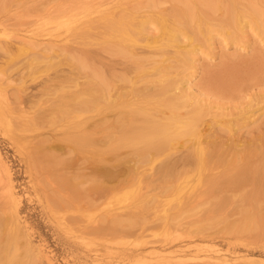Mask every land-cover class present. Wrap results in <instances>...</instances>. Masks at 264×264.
I'll return each instance as SVG.
<instances>
[{
    "label": "bare ground",
    "instance_id": "6f19581e",
    "mask_svg": "<svg viewBox=\"0 0 264 264\" xmlns=\"http://www.w3.org/2000/svg\"><path fill=\"white\" fill-rule=\"evenodd\" d=\"M51 1H52L51 3H53L54 0H51ZM65 1H63L61 5H58V9L53 11L49 7L50 2L49 3L45 2V4L43 2L44 7H42V3L40 2V0L38 1L34 0L33 2L41 3L40 4L41 8H38L36 6L37 8L36 7L35 9L33 8L34 13H31V14H25L24 13L25 11L23 12L19 10V8H17L18 10L14 9L16 12L14 11L13 13H12L11 7L5 8V9L1 7L2 10L0 9V14L2 13V11L6 13V14L4 13L5 15L4 17H6V15L13 17L14 15V18H11V17L10 18L16 19L17 21L16 20L15 21H16V24L18 25H22L23 24L22 22L25 21L26 19L28 21V18L31 17L32 15L34 17L32 16L30 19L35 18L33 22L29 20V22H31L32 25H29V27L27 26V28L25 27L26 29L23 33H21V30L16 31L18 32L16 34L9 32L10 34L2 35V33H0V36L3 37V38H0V47L3 49L2 51L7 50V54L10 52V50H17V53L18 51L26 52V53H29V52L33 53V55L29 53L30 56L27 55V57H25L24 63L25 64L27 63V60H26L27 58L28 59L27 65L29 68L31 65H32L31 68H35L36 65L34 64V61L36 60L37 62L38 58L39 59H43V58L49 59L54 56H57L55 59H58V56H60L59 58L60 60L62 59L65 62L66 61L69 62V69L66 72L69 75H66L65 73L63 76L57 75L59 73L56 74L57 76H59L57 78L58 84L60 85L59 90H61L63 87H66V88L70 87L69 91H67L64 95H59V96L57 95L56 97H54V99L52 100L54 103L52 106L50 105L51 107H49L48 109L46 107V109L42 108V111L39 110L36 112L33 111L34 108H38L36 107L38 105H34V104H37V102L35 103L36 99H34V101L33 99L32 101L31 99L29 100V102L31 101V104L34 103L32 104L33 107L35 106L34 108L31 105L29 109H27L28 107H24L25 105L23 103L26 100L23 97L25 96V94L23 93L27 90V89H24L25 88L24 86H27V85L24 84L23 81L20 83L19 82L15 83V84L9 83L6 79L8 76H6V78L2 77L3 76L2 74L4 73V71L7 70L6 68L4 70V67L6 65L2 67L1 66L2 62L0 64V67H2V71H3L2 73L0 69V128L4 129L5 133L10 136V139H13L15 141V143L17 144L19 148L25 149L27 151L28 158L32 166H34L32 162L37 161L39 157L40 159H44L43 161H45L46 159H49L47 156H45V153L48 148V145H46V142L48 143L49 140L52 142V140L50 139L52 137L49 138L47 136H43L42 134H37L36 136L31 138V137L26 136L24 132L27 131V129L39 128L42 126V124L46 122L49 123L50 125L57 124L58 122H60V124H63V123L65 124L64 126L65 130L62 128V126L60 127L61 129H63V133L61 135H57L55 137V141L61 142V143H68L69 146L71 143L72 147L68 148L70 152L72 148H78V149L82 148L83 151H86L87 153V149H85V147L88 145L89 146L88 153L90 154V157H91V158L87 157L88 164L93 162L92 158L95 159L97 154L105 155L106 153L103 150V147L107 144V143H104L106 140H103V142L100 143L103 137H96V135L99 132L104 133L106 131V129L108 128V125H107L108 118L106 119L105 116L104 118L103 117L94 118L96 117L95 115L86 116V114L87 112H96L95 111L96 109H98L97 112L99 113L100 110L98 106L100 105V103L102 104L100 95L98 94V92L97 94L99 96L96 93H94L92 86L93 87H95L96 85L98 87L100 86L99 88L102 91H105V93L104 92L103 93L107 95L109 93V92L107 93L108 89L110 91V88H111V82L110 81L108 82L107 80L108 78L104 77L103 72L100 71V69L99 70L93 69L92 71L93 73H88V71L81 72L80 71L81 69L83 70L92 65L93 57L90 58L88 56H84L86 54L82 55L84 52L80 54L82 50L79 51L77 50L78 46H77V49L75 48V45L73 46V43L75 44L76 42L75 40H77L78 37L82 39V41L83 39L84 41L87 40V43H89V40L90 39L92 40L93 38L92 36L94 35L93 33H91L94 30L91 31L90 29H94L97 27L100 28V26L103 27V29L105 28L106 33L104 32L103 36L104 34H106L110 38L113 39V42L111 41L112 46L109 45L110 48L112 49V52H113V48L117 52L122 51V53L129 51L127 49L131 48L132 54L136 53V51L133 52V49L136 47H139L143 43H144L143 46L147 45L151 47L150 45L155 39V37H153L154 35H149L147 33L145 34L144 32L145 19L147 20L148 17H149L148 21H150V18L153 19L154 17L153 21L152 20L151 21L156 22L155 24L154 23L153 24L157 25L155 27L160 31L161 41L165 42V44L167 45H172L177 48L180 47V44L178 45V40H179L181 32L182 33L187 32L185 30L186 27H184V24H185L184 21H186V19H188V22H189L190 19H191L190 21L192 20L194 21V19L197 18L199 25H198V30H197V26H195L196 30L200 32V34H203V33L207 34V36L209 37V35L211 34V31L213 30V27H212L213 24L210 18H208L209 11L217 12L219 10L221 11V9H224L222 10V13H221L222 15L220 14L222 16L221 19L223 18L228 22L230 20L229 18H231L232 22L234 23L233 24L234 27L239 30H242L246 27L245 23L247 21L249 24L253 23L258 28H262V30L264 29V0H229L230 2L228 5L229 6L228 10L226 8L227 6L226 7L224 6L225 5L224 1L226 0H71L69 2L68 1L65 2ZM166 3L173 4L176 7V9H174L172 12L169 11L171 12L169 13L167 11V8L165 9L163 8ZM174 3H179V5H175ZM30 4L32 5V3ZM240 5L242 6V10H241ZM203 6H206V8H202ZM33 9L30 11H33ZM26 12L28 13V11ZM253 13L258 15L259 17L257 16L255 17ZM203 20L204 21L207 20L206 23H208L206 24V26L207 25L208 26L205 29L201 25V24H204ZM4 21H5V18H4ZM4 21L2 20V17L0 16V24L3 25ZM9 25H12V24H9ZM6 26H8V24ZM206 30L208 31L206 32ZM221 31H224V30H221ZM155 34H157V32ZM89 35H91L90 36L91 38L88 37ZM211 37L213 38V36L210 35V38ZM80 39H79V43L82 44L80 42ZM99 39L103 41L102 36ZM84 41H83V44H85ZM104 41H106V37L104 38ZM154 43L156 42H153V44ZM83 44L82 46L84 47ZM97 45L99 46L101 44L98 43ZM103 46L102 48L104 49L105 44ZM191 46H193L192 43H191ZM89 47H90V44H88V48ZM91 47H92V43H91ZM85 48L87 47L85 46ZM181 50L182 49L177 51L179 60H183L186 58V55L180 52ZM75 51L79 53H76ZM34 56L36 57L34 58ZM11 59L13 58L11 57ZM185 60H188V59L186 58ZM135 63H136V66H138L139 68L141 67V64L139 61H136ZM29 68H27V70ZM36 68L38 69L37 66ZM143 69H145L144 65H143ZM149 70L151 71H148L145 69V71L143 70L142 72H146V73L148 72L147 75L151 74L154 76H158L160 82L161 81L165 82L163 83L164 85L162 86L161 91L164 92L162 94H166L169 91L175 94V96H173V99H171V101L175 100L174 103L172 102V104H169L170 103L169 101H168L169 103H167L168 104L167 106H169L170 108L171 114L167 118H164L163 116H159L160 117L159 118L158 117L159 114L156 115L157 117L155 116V114L153 116H150L151 112L148 113L144 109V106H142V102L144 100L141 102V100H139L137 96H132V97L129 96L130 98H126L125 99L126 104L123 103L126 107V110L123 111L124 114L122 113L123 116L121 118V122L124 124V126L127 125L125 129L128 130L130 133H125L126 136L124 135V137L123 136L121 137L123 138L122 143H124V144L121 143L122 144L121 146L125 144L130 145V147L131 146L134 147L135 149L134 151L136 153L135 154L136 156L133 157V161L131 160L132 158L129 159L130 163L132 162L134 163L132 165L129 164V166H131L130 168L127 165L129 169L128 173L125 171V173L123 172L124 174L123 178L122 177L117 178L119 179V187L109 188L106 186L104 188V187H101V185L97 183L98 184L97 187H101V189H103L102 191H100V195L104 197L103 203H100L98 205L96 204L90 205L91 203H88L90 202L88 200H87L88 201L87 203L83 204L82 198L78 197V194H80L81 192H75L77 195L76 196L77 202L74 201L76 202L75 204L70 203L72 200H69L70 204H66V205H65V202L64 204L63 202L60 203L62 199H60L57 196L58 194L55 193L60 201L57 200L56 202H54L52 199L53 198L52 194L44 193L45 198H46L45 203H47V207L50 210L49 212L51 216L55 220L56 219L58 220L57 221V224L59 225L58 227L65 234V236H67L70 239L76 240V241L78 240L79 243H82V245L87 248L92 246L93 243H95V241H99V240L107 241L108 243H111L112 245H119V246L126 245L127 246V243H129V240L131 238L127 239L129 235H126V233H125L126 236L121 235L123 232L120 231V228H123V227H132V228L135 227L136 228L137 227L135 231L134 230L132 231V228L131 229L129 228L130 231H127L125 229L126 232H132V233L134 232L133 235L136 233L134 236L132 235L134 238L130 240V243H132L133 246L129 243V246H130L129 248H123V250L120 253L118 252V249H117L118 255L112 256L113 258L118 257L116 259L118 260L120 259L121 261L130 259L129 261L130 264H256V262L252 261V259H249V256L247 255H239L235 253L236 250H233L232 252H230L229 249L223 248L222 246H220V244L217 243L218 242L217 239L219 237H222L224 240H227L229 242H233V240L236 242L241 241V243H244V244H247V242H249L248 239L246 240L247 236H243V235L247 231V228L249 229V225L251 224L250 222L254 220L253 219L254 215L251 216V210H250V209H253V207L251 206L252 200L253 202L260 201L259 203H261L262 206L264 207V181H263L264 179H258L257 177L255 180L254 178V180L257 181L256 182L257 184L260 180L258 186L256 187V185H253L252 183V185L254 186L253 187L254 189L249 188V189H252L251 195L244 196L243 199H241L243 206L241 205L242 207L240 211L236 209L237 213L238 212L240 214L242 213V216H243V217L241 216L242 218L239 220L240 223L234 224L233 222L231 226L226 227V228H220L218 232L217 229L214 230L213 227H210L211 225H208V221H206L207 223L204 222L207 224V226L204 225L202 222L203 221L202 217H200L201 219L199 218L196 219L197 214L200 212L201 205H204L206 202L209 203L211 197H214L216 193L218 194L217 196L220 195L219 196L221 198L220 200L223 201L224 204L225 203L234 204L233 205L234 207L237 201H235L236 195L233 198H229L230 195H228L227 192L230 191L231 189L230 186H224L223 184L220 185V183L222 182L218 180V177L216 175L211 174V170H209V172L207 170L208 175L209 173L211 174L210 176L205 174L209 178L200 177V178H197L195 181L192 179L189 180V178L191 177V172L189 173L187 172L189 171L190 167L188 166L189 164L187 165L188 161L187 162L184 161L186 163L184 164L189 167V169L188 167L186 168L188 169V171L186 170L184 172V175L186 176H179L176 179V181H167V182L165 181L162 182V179L158 177L159 176L158 174L160 173H157V170H156V173H152V172L148 173L149 171L148 172L145 171V170H150V171L152 170L150 168L146 169L144 167V166H147L148 164L150 165V163L148 162H151V160L149 159L148 161V156H147L150 150H154L152 151L154 153L153 155L158 156L160 155L162 150L167 151L169 147H172L173 146L172 144L174 143H171V142H173L174 140L177 141L178 139L180 140V138H184V139L190 138L191 140L192 138L193 140L196 139V143L194 144L195 150H196L195 156L194 155L192 156L195 157L194 158L195 160L197 159V162L195 163L196 167L193 168L194 170L192 169L193 170L192 175L199 177L202 175L204 168H206L207 154L205 153L206 148L204 146H205V143H208V140L206 137L202 138V133H201L200 126H199L200 116L199 118L198 116L196 118V114H194L195 115L194 116L189 111L188 112L186 111L188 114H190L187 116L185 115L186 117L182 116V114L181 115L179 114V110L182 108L181 105L186 106L187 104V107L190 108L188 103H190L193 100L195 101L197 99V97L191 96L192 89L189 88L188 86V84H190L189 81L185 79L180 80L181 79L180 77H178L180 79H175L176 75L172 77L173 71L172 72L171 70L169 71L165 66L163 67V66L154 65L151 68H149ZM62 78H64L63 81H62ZM83 78H86V80L81 81L80 79H83ZM171 78H174L175 81H170ZM12 79H15V78H12ZM92 82L95 83L96 85L95 84L93 85ZM151 83H154V82H151ZM113 84L116 85L115 87L118 86V84L115 82L112 83V85ZM135 84L138 85L139 83L138 82L134 83L129 89L132 90V93L134 95H140L138 94V92L140 91L139 87H138L139 91L135 92L136 91ZM185 86H187L186 88L189 89L188 93H185L187 92L186 91L187 89L184 88ZM49 87L50 86L48 85L46 88H49ZM159 89H161V87ZM42 94H45V93H42ZM145 94L147 95V97L150 95V94H147V92ZM157 95L160 96V93ZM126 96L128 97V95ZM165 99L166 98H164V101ZM198 101L199 100H197V102ZM104 103L105 102L103 101V104ZM198 104L202 106L200 101L198 102ZM164 105L165 104H163V106ZM41 106H40V109H41ZM177 108L179 109L176 112ZM199 109L196 111L201 112L202 109L200 111ZM121 110L123 109L121 108ZM193 112L195 113V111ZM108 134L110 135V133ZM115 140L117 139L115 138ZM110 142L112 141L110 140ZM96 144L97 145L99 144L98 145L99 148L98 147L95 148ZM83 145L85 146L83 147ZM117 145L118 144H116V146ZM92 147L95 150H93ZM130 147L128 146V148ZM115 149L117 150V148ZM109 151H110L109 152L110 154L112 151L111 150ZM116 153H113V154H115L116 156ZM260 153L262 154L263 151H261ZM47 154L48 153H46V155ZM257 154L259 153L257 152ZM52 155L54 156V154H51L50 157ZM132 155H133V152H132ZM53 156H52L53 159L51 158L52 161L54 160L56 161V159H58L59 163L64 165L66 170L71 168V166L67 165L68 161L70 160H66L65 162L64 160H62L61 156H55V157ZM149 156H151V154H149ZM156 156H155V159L159 158ZM105 157L103 158L101 157L99 159H104ZM126 157H123V158H126ZM258 157L256 158V161H259L257 160ZM116 158L117 157H115V159ZM248 158L250 157L248 156ZM251 158H254L253 152H251ZM95 161H98V160H95ZM129 161L127 162L129 163ZM116 162L118 163L119 161L116 160ZM75 163H76V160H75ZM82 165L80 166L79 164L78 166L73 165L74 170L79 169V172L84 173V174L72 175V178L73 179H77V177L82 178L81 182L84 185L85 183L89 184L91 182L92 184L94 181L104 180V179L113 178L117 176L116 172L114 173L112 169L111 171V170L103 169L104 167L103 168L101 167L90 168L86 166L85 168L87 169L90 168L91 170V172L88 175L87 173L83 172L84 169L83 170L81 169ZM179 165H180V162H179ZM185 165L183 167H185ZM163 166L166 167V165H162V167ZM173 167H175V165H173ZM12 169L13 168L11 167L10 161L3 155V153L0 150V264H61L59 260L57 259V257L55 256L54 251L48 248L46 244L38 243L40 244V247H44V249L36 247V244L34 243L32 239L33 234L31 233V230L33 229V225L31 222L28 221L26 217L27 214L25 215V213L23 212L24 195L20 192V190L18 191L17 189ZM107 169H110V168H107ZM39 172H40V169H39ZM247 173H248L247 169L240 170V171L238 170V171H235V173L233 172V175H231L232 177H229L228 179L235 186H237V184L239 183L241 184V182L245 181ZM161 174L163 176L165 175L164 173H161ZM178 174H180V172H178ZM169 176L170 174L164 177L170 179L171 177ZM157 178H159L158 179L159 181H157L159 183L154 187L152 185V182H154L155 179L157 180ZM65 180H67V178ZM38 181L41 182L42 179H39ZM68 181L73 184L75 182V181L74 182L71 181L70 178H68ZM40 182H38L39 185L43 189H45L44 185L47 183L46 182L45 184L42 183L43 184L42 186ZM64 183H67V182L64 181ZM46 186L48 187V184ZM62 186H65V185L62 184L61 187ZM78 187H80V185L77 186V188ZM75 188L76 187H74V189ZM91 188H93V186ZM43 189H41V191L46 192V190L44 191ZM68 189L71 190L70 185ZM72 191H73V188H72ZM79 198L80 200L78 201ZM64 199L65 198H63V201ZM204 200H205V203L204 202L202 203V201ZM79 203L82 205H80ZM112 205H116V207H112ZM213 205H216V204H213ZM257 205L258 203L256 204V206ZM109 206L112 208L107 209ZM249 206L251 208H249ZM263 207L262 209L264 213ZM210 208L213 209L214 207L210 206ZM259 209H255V210L259 211ZM101 210H104V211H101ZM69 211H73V213H71L68 216L67 212ZM95 211H101V212L95 215L94 214ZM209 212H213V211L209 209ZM183 214H185L186 217H191V220L189 219L190 222L188 219H187L188 223L184 222L185 225L183 223L184 217L182 218ZM152 215H154V218L158 220L157 222L155 221V219L154 221L152 220L151 218ZM193 216L195 219H192ZM221 221L223 220L221 219ZM216 222L219 223L218 220ZM150 224L153 227H151ZM209 224H210V220H209ZM256 226L258 227V225ZM155 227H157L158 229L160 227L161 230H157L155 234L161 235V238L157 237L158 238V239L156 238L157 240H152L151 239L153 236L152 230H154ZM250 227L251 228L249 230L252 231L253 230L252 226ZM147 230L152 231V234H149L151 235V238L149 237V239H148V234H146V232L148 233ZM115 232L116 233L121 232V233L120 234L118 233L119 234L118 235ZM245 234H247V232ZM249 236H250L249 238L251 239L252 235H249ZM112 245H110V248L112 247ZM97 250L96 252L94 251V256L92 258V262H94V264H114L115 263V260L112 258H110V260H107L101 257V255L98 253ZM107 253H111V251H108ZM233 253L235 255H231ZM110 256L111 255H109V257ZM92 262L87 263V264H92ZM262 263L264 264V261ZM117 264H123V263H117Z\"/></svg>",
    "mask_w": 264,
    "mask_h": 264
},
{
    "label": "rangeland",
    "instance_id": "374dc122",
    "mask_svg": "<svg viewBox=\"0 0 264 264\" xmlns=\"http://www.w3.org/2000/svg\"><path fill=\"white\" fill-rule=\"evenodd\" d=\"M33 1L32 0H0V4H1L0 9L2 10L1 7H3V9L11 7V10L13 13L17 8H19V10H21L23 12L25 11L24 12L25 14H31V13H34V9L36 6L38 8H41V5H40L41 3H42V7H44L45 2H47V3L52 2L51 0H40L41 3L40 2L39 3L33 2ZM35 1H38V0H35ZM63 1H65V0H62V1L61 0L60 1L54 0L53 1L54 4L51 3V5H50V3H49L50 9L53 11L58 9V5H61V3ZM67 1L69 2L71 0H66L65 2H67ZM43 2H44V4H43ZM229 2H230L229 0L224 1V3H225L224 6L225 7L227 6L226 7L227 10L229 7L228 6ZM28 3L29 4L32 3V5L31 4L29 5ZM21 4L22 5L24 4V5L22 6ZM174 4L179 5V3H174ZM163 8L164 9L167 8L168 12L169 11L172 12L174 9H176V7L170 3H166ZM202 8H206V6H203ZM32 9H33V11H30ZM222 10H224V9H221V11L219 10L220 12L219 11H217V12L216 11H212V12L209 11V13H208V15L210 16V17L208 16V18H210V20L213 24V26H212L213 30L211 31V34H210L211 36H213V38L212 37L210 38V35L208 37L207 34H205V33L200 34V32L197 31L198 25H199L197 18H195L194 21L193 20L190 21L191 19L189 20V22H188V19H186V21H184V23H185L184 27H186L185 30L187 32H184V33L181 32V34L179 33L180 37L178 40V45L180 44L179 48L183 50V51L181 50L180 52L185 54L186 58L188 60H185L186 58L183 60H179L178 55H177V51L180 49L175 47V46H172V45H167V44H165V42L161 41L160 31L155 27L157 25H154L156 22L155 21L152 22L154 17H153V19L150 18V21H148L149 17L147 20L145 19L144 32H145V34L147 33L149 35H154L153 37H155V39L153 38L154 39L153 42H156L157 44L156 43L153 44V42H152V44L150 45L151 47H149L147 45L143 46L144 45V43H143L139 47H136L133 49V52L136 51V53H134V54L131 53V51H132L131 48L127 49L129 51L125 50L126 51L125 53H122V51L117 52L113 48V52H112V49L110 48V46H112L111 43L113 42V39L110 38L106 34H104V36H103V33L104 32L106 33V29L105 28L103 29V27H101V26H100V28L97 27L94 29H90L91 31L94 30L91 32L94 35L92 36L93 37L92 40L91 39L89 40V43H87V40H85L86 41L85 42L83 39V41L85 43V44H83L82 39H80L79 37L77 40L74 39L76 42H75V44L73 43V46L75 45L76 49L78 46L77 50H79V51L82 50L80 54H82L84 52L82 55L86 54L84 56H88L90 58L93 57L92 58L93 59L92 65L90 67L83 69V70L81 69L80 71L81 72H84V71L87 72L88 71V73H93L92 72L93 69H95V70L100 69V71L103 72L104 77L108 78L107 79L108 82L109 81L111 82V88H110V91L108 89L107 93L108 92L109 93L108 94L106 93L107 95L104 94L105 91H102L99 88L100 86L98 87L95 83L92 82L93 85L94 84L96 85L95 86L96 88L92 86L94 93L97 94V92H98V94L101 97L102 104L100 103L101 106L100 105L98 106V108L100 110L99 113L97 112L98 109H96L95 110L96 112H87L86 116L95 115L96 117H94V118H98V117L104 118V116L106 117V119L108 118L107 119L108 128L106 129V131L104 133L99 132L96 135V137H103L102 141L100 143H102L103 140H106L104 143H107V144L103 147V150L106 153H105V155H98L97 154L95 159L92 158V161H93L92 163L88 164V162H87L88 158H91L90 154L88 153V148H89L88 145H87L88 147L87 146L85 147V149H87L88 154L86 153V151H83L82 148H81L82 151H81V149H78V148H72L71 152H70V150L68 148L72 147L71 143L69 146L68 143H61V142L55 141V137L57 135H61L63 133V129L65 130V128H64L65 124L64 123L60 124V122H58L57 123L58 125L57 124H51L52 125V127H51V125L46 122V123L42 124V126L39 128L27 129V131L24 132V134L26 136L31 137V138H33L37 134H42L43 136H47L49 138L52 137V138H50L52 140V142L50 140L48 141V143L46 142V145H48L46 153H48V154L46 155V153H45V156H47L49 159H46L45 161H43L44 159H40V157H39V159L37 161L32 162L34 166H32L30 161H29L27 151L25 149L19 148L17 146V144L15 143V141L13 139H10V136L5 133L4 129L0 128V150L3 153V155L10 161L11 167L13 168L12 169L13 170V176L15 179L17 189H18V191L20 190V192L24 195V197H23V212L25 213V215L27 214L26 217H27L28 221L31 222L33 225V229L31 230V233L33 234L32 239H33L34 243L36 244V247L44 249V247H40V244H38V243L46 244V246L48 248H50L54 251L55 256L57 257V259L59 260V262L61 264H87V263H91L92 258L94 256V251L96 252L97 249H98L97 251L101 255V257H103L107 260H110V258H112L115 260L116 264L117 263L130 264L129 263L130 259L129 260L126 259L124 261H121L120 259L119 260L116 259L118 257L113 258L112 256H117L118 252L120 253L123 250V248H129L130 247L129 246L130 240L134 238L133 236L136 233L133 235L134 232L133 233L132 232H126L125 229L127 231H130V229L132 227L120 228V231L124 233V234L122 233L121 235H123V236L129 235V237H127V239L131 238L129 240V243H127V246L126 245H124V246L112 245L111 243H108L107 241L99 240V241H95V243H93V245L90 246L89 248L84 247L82 245V243H79L78 240L76 241V240L68 238L59 229V227H58L59 225L57 224L58 220L57 219L55 220L51 216V214L49 212L50 210L47 207V203H45L46 198H45L44 193L52 194V196H53L52 199L54 202H56L57 200L60 201L59 198L62 199L60 201V203L63 202V204H64V202H65V205H66V204H70V203L75 204L77 202V197H76L77 195L75 192H81L80 194H78V197L82 198L83 204L90 201V202H88V203H91L90 205H93V204L98 205L100 203H103V201H104V197H102L100 195V191L103 190V189H101V187H104V188L106 186L109 188L119 187V179H117V178H119V177L123 178L124 177L123 172L125 173V171L128 173V170H129L128 166H129V164L132 165L134 163V162H132L133 157L136 156L135 155L136 153L134 151L135 150L134 147H132V146L130 147V145H126V144L121 146L122 144H124V143H122L123 138H121V137L122 136L124 137V135L126 136L125 133H130L128 130L125 129L127 125L124 126V124L121 122V118L124 114L123 111L126 110V107L124 105V104H126L125 99L130 98L132 96H137L138 99L141 100V102L144 100L142 102V106H144V109L148 113L151 112L150 116H153L154 114L156 116L159 114L158 117L163 116L164 118H167L171 114L170 108H169V106H167L168 105L167 103L170 102L169 104H172V102L174 103V101H175V100L171 101V99H173V96H175V94L173 92L171 93L169 91L166 93L167 95L162 94L164 92L161 90H162V86L164 85L163 83H165V82H162V81L160 82L158 76H154L151 74L147 75L148 72L147 73L142 72L143 70L145 71V69L148 71H151V70H149V68H151L154 65L155 66H163V67L165 66L169 71L170 70H171V72L173 71L172 77H174V75H176L175 79L181 78L180 80L185 79V80L189 81L190 84H188V86H189V88L192 89V91H191L192 95L191 96L197 97V99L195 98L196 99L195 101L193 100L190 103H188L191 110H190V108L187 107V104H186V106L181 105L182 110L181 109H180L181 111L179 110V114L180 115L182 114V116L186 117L187 115H190L187 113L189 111L193 115L196 114V118H197V116H198V118L200 116L201 119L199 118V120H200L199 126H200V130L202 133V138L206 137L208 140V143H205V146H204L206 148L205 153L207 154V160H206L207 163H206V168H204L201 176L198 177V176L192 175V173H193L192 171L194 170L193 168L196 167L195 163L197 162V159L196 160L194 159L195 158L194 157L195 151H196L194 144L196 143V139L193 140L191 138V140H190V138H185V139L180 138V140L179 139L177 140L178 143H177V141L174 140L171 143H174L175 145L172 144L173 146L169 147L167 149V151L162 150V152H161L162 154L160 153V155H158V156L153 155L154 153L152 151H154V150H150L149 154H151V156H149V154H147L148 161H149V159L151 160V162H148V163H150V165L146 164L147 166H144V167L146 169L150 168L152 170L151 171L145 170V169H143V170H145L147 172L149 171L148 173H151V172L156 173V170H157V173H160V174H158L159 176L158 175L157 176L160 179H162V182L163 181H165V182L176 181V179L179 176H186V175H184V172L186 170L188 171L189 167H190V169L187 172V173L191 172V177L189 178V180L192 179L194 181L200 177L209 178L205 174L208 175L209 170H211V174L216 175L218 177V180H220L222 182V183H220V185L223 184L224 186H230L231 189L227 193H228V195H230L229 198H233L236 195L235 196L236 200L234 199L235 201H237L235 203L236 207L235 206L233 207L234 204H229V203L224 204L223 201L220 200L221 199L219 197L220 195L217 196L218 194L216 193L214 197H211L209 203H207V202L205 203V200L202 201V203L204 202L205 204L201 205L200 212L197 214L198 217L196 216V219L197 218L201 219L200 217H202V220H203L202 222L204 225L207 226L206 221H208V225H211L210 227H213L214 230L217 229L218 232H219L220 228L229 227V226H231V224H233V222H234V224L240 223L239 220L243 216H242V213L240 214L238 212L239 213L238 214L237 210L240 211L241 207L243 206L241 199H243L244 196L251 195L252 189H249V188H253L254 187L253 185H256V187L258 186L260 180L257 184L256 183L257 181H255L257 177H258V179H264V157H263L264 156L263 155L264 154V145H262V144H264L263 143L264 142V29L262 30V28H258L253 23L249 24L248 21L245 23L246 27L244 29H242V30L236 29L233 25L234 23L232 22L231 18H229L230 20L228 22L223 18H222L223 20L221 19ZM241 10H242V6H241ZM26 11H28V13ZM23 12H21V13H23ZM171 12H169V13H171ZM4 13L5 12L2 11V13L0 14V16L2 17V20L4 21V18H5V21H6V22L5 21L3 22L4 23L3 25L0 24V31H1L0 33H2V35L10 34L9 32L16 34V33H18L16 31H19V30H21V33H23L25 31V29L27 28V26L29 27V25H32L31 22H33V20H35V18L30 19L33 16L32 15L31 17L28 18V21L26 19L25 21L22 22L23 23L22 25H18V24H16V21H17L16 19H11V18H14V15H13V17L9 16V15H6V17H4L5 16ZM211 14H212V16H211ZM253 14L255 15V17L256 16L259 17L255 13H253ZM29 20L31 22H29ZM203 21H202V23H203ZM206 22H207V20L204 21V24H201L204 29L208 26V25L206 26V24H208ZM7 24H8V26H6ZM9 24H12L13 26L9 25ZM186 25H188V26H186ZM195 26H197V30H196ZM223 27H224V29H223ZM31 28H33V27H31ZM221 30H224V31H221ZM207 31L208 30H206V32ZM156 32H157V34H155ZM98 34H100V35H98ZM233 34H234V36H233ZM90 36L91 35H89L88 37H90ZM101 36L103 37V41H101L99 39ZM105 37H106V41H104ZM0 38H3V37L0 36ZM79 39H80V42L84 45V47L82 46V44L79 43ZM93 40H94V42H93ZM91 43H92V47H91ZM98 43L101 45L98 46L97 45ZM191 43L193 46H191ZM88 44H90L89 48H88ZM104 44H105V48L103 49L102 46ZM106 45H108V46L110 45V46L108 47ZM85 46L87 48H85ZM76 49H74V50H76ZM2 50L3 49L0 47V64L2 62L1 66L4 67L6 65L4 67V70H5V68L7 69L3 73L2 67H0V69L3 73L2 77L6 78V76H8L6 79L9 83H12V84H15L18 82L20 83L23 81V83L27 85V86H24L25 87L24 89H27V90L23 93V94H25V96H23V97L26 100L23 104L25 105L24 107H28L27 109L30 108V105L32 106V104H34V103L31 104L32 99H33V101H34V99H36L35 103L37 102V104H34V105H38V106H36L38 108H34L35 106L34 107L32 106L34 108V110H33L34 112L39 111V110L42 111V108L46 109V107L48 109L49 107H51L53 105L54 102L52 100L54 99V97H56L57 95L58 96L64 95L67 91H69L70 87H68V88L63 87L64 90H63V88L61 90H59L60 85L58 84V80H57V78L59 76H57V75L63 76L64 73L66 75H69L66 73L69 69V62L66 61V62H68V63H66L64 60H62V59L60 60L59 59L60 56H58L59 60L55 59L57 56H54V57L49 58V59L48 58H43V59L38 58L39 59V60L37 59V62L39 61L38 63L36 62V60L34 61V64L38 67V69H37L36 66H35V68H31L32 65L30 66V68L28 67V65H27L28 59L27 58H26L27 63L26 64L24 63L25 57H27V55L30 56V54L33 55V53L29 52L30 53L29 54V53L21 52V51L20 52L18 51V53H17V50H10V52H11L10 53L8 50L9 53L7 54V50H4V51H2ZM75 52L79 53L77 51H75ZM11 57L13 59H11ZM35 57L36 56H34V58ZM159 58H160V60H159ZM136 61L140 62V64H141L140 68L138 66H136V63H135ZM142 64L144 65L145 69H143ZM27 68H29V69L27 70ZM48 68H50L51 70ZM140 72H142V73H140ZM175 72H176V74H175ZM6 73H8V74H6ZM9 73L11 76L9 75ZM57 73H59V74H57ZM4 74H5V76H4ZM171 75H172V73H171ZM178 77H180V78H178ZM183 77H185V78H183ZM12 78H15V79H12ZM63 79L64 78H62V81H63ZM175 79L171 78L170 81H175ZM50 80H52V81H50ZM80 80L85 81L86 78H83ZM143 80H145V81H143ZM114 82L118 84L117 87H115L116 86L115 84L112 85V83H114ZM137 82L139 83L138 84L139 86L137 84H135L136 85V91L135 92H138L139 88H140V91L138 92V94H140V95H134L132 93V90L129 89V88H131V86L134 83H137ZM151 82H154V83H151ZM124 84H125V86H124ZM45 85H46V87L48 85L50 87L46 88ZM141 86L143 87V89ZM26 87H28V88H26ZM160 87H161V89H159ZM186 87L187 86H185L184 88L187 89ZM120 88L122 91L120 90ZM141 89H142V91H141ZM46 91H48V92H46ZM186 91L187 92H185V91L184 92L188 93L189 89H187ZM146 92H147V94H150L148 97L145 94ZM42 93H45V94H42ZM159 93H160V96L157 95ZM97 95H95V96H97ZM126 95H128V97ZM141 96L145 99H143ZM164 98H166L165 101H164ZM30 99H31V101L29 102ZM197 100L200 101L202 106H200V104H198L199 101L197 102ZM103 101L106 104L105 103L103 104ZM152 102H153V104H152ZM163 104H165V105L163 106ZM47 105H49V106H47ZM105 105H106V107H105ZM198 105H199V107H198ZM40 106H41V109H40ZM191 106L192 107L194 106L193 108H195V109L198 107L196 110H198L200 108L199 111L201 109H202V111L203 110L204 111L198 112L195 109H193ZM179 107H180V105H179ZM121 108L123 110H121ZM178 109L179 108H177L176 112L178 111ZM193 111H195V113ZM117 120H118V122H117ZM61 126L63 129L60 128ZM123 126H124V128H123ZM108 133H110V135ZM111 134H112V136H111ZM119 137H120V139H119ZM115 138L117 140H115ZM109 139L112 142H110ZM115 143L118 145L116 146ZM85 144H86V142H85ZM98 145L96 144L95 148L96 147L99 148ZM84 146L85 145H83V147ZM128 146L131 149L128 148ZM118 147H119V149H118ZM191 147H193V148H191ZM115 148H117V150ZM92 149L95 150L93 147H92ZM113 149H115V150H113ZM109 150L112 151L110 154H109V152H110ZM261 151H263L262 154L260 153ZM132 152H133V155H132ZM251 152H253L254 158H251ZM257 152L259 154H257ZM113 153H116V156ZM51 154H54V156L52 155L53 157L61 156L62 160H64L65 162H66V160H70V161H68L67 165L71 166L72 169H73V165L78 166V164H79V166H80L83 164L81 166L82 167L81 169L82 170L84 169L83 172L87 173L88 175L91 172L90 168H92V167L103 168L104 167L103 169H106V170L112 169L114 173L116 172L117 176L113 177V178L104 179V180L94 181L92 184H91V182L90 183L88 182L89 184L85 183V185H84L81 182L82 178H78V177H77V179L72 178V175L84 174V173H80L79 169H76V170L73 169L74 172L72 171L71 168L66 170L65 166L62 165L61 163H59L58 159H56V161L51 160V158H52V156L50 157ZM192 155H194V156H192ZM210 155H211V157H210ZM256 155H257V157L260 155L257 159L260 162L256 161V158H257ZM155 156L159 157V158L155 159ZM186 156H187V158H186ZM248 156L250 158H248ZM101 157L102 158L105 157V158L99 159ZM115 157H117L118 159L117 158L115 159ZM123 157H126V158H123ZM231 157H233V158H231ZM130 158H132L131 159L132 163H130V161H129ZM62 160H60V161H62ZM75 160H76V163H75ZM95 160H98V161H95ZM116 160L119 162L117 163ZM154 160H156V161H154ZM127 161H129V163ZM181 161H183V162H181ZM184 161H186V162L188 161L187 165L189 164L188 165L189 167L185 165L186 163ZM81 162H83V163H81ZM173 162H174V164H173ZM175 162H176V164H175ZM179 162H180V165H179ZM181 163H182V165H181ZM98 164H100V165H98ZM162 165H166V167L165 166L162 167ZM167 165H168V167H167ZM173 165H175V167L177 169L175 167H173ZM184 165H185V167H183ZM86 166H88L90 168L87 169V168H85ZM130 167L131 166H129V168ZM187 167H188V169H186ZM107 168H110V169H107ZM167 168L168 169L170 168V169L168 170ZM39 169H40V172H39ZM205 169H206V171H205ZM245 169H247V171L250 175L247 173L245 181H243V182H241V184L239 183V184H237V186H235L228 178L232 177L231 175H233V172L235 173V171H238V170L240 171V170H245ZM37 170H38L39 174H38ZM65 170H66V172H65ZM207 170H208V172H207ZM178 172H180V174H178ZM257 172H259V173H257ZM161 173H164L165 174L164 176H167L168 174H170L169 177H171V178L170 179L165 178ZM181 174H183V175H181ZM211 174L209 173L208 176H210ZM256 174H258V175H256ZM67 175H68V177H67ZM173 175H175V176H173ZM192 176H193V178H192ZM64 178L65 179L67 178V180H65ZM68 178H70L71 181H73V182L75 181L74 184L70 183L68 181ZM159 178H157V180L155 179V181L152 182V185L154 187L159 183V182H157V181H159L158 180ZM254 178H255V180H254ZM39 179H42V181L41 182L38 181ZM62 179H63V181H62ZM173 179H175V180H173ZM60 181H61V183H60ZM64 181H66L67 183H64ZM77 181H78V183H77ZM38 182H40L42 186L46 182L48 184V187L46 186L47 184H45L44 185L45 189H43L39 185ZM80 183H82V184H80ZM97 183L100 184L101 187H97V185H98ZM252 183H253V185H252ZM261 183H262V181H261ZM62 184L65 186L61 187ZM75 184L76 185L78 184L77 186L80 185V187L77 188V186ZM69 185L71 187V190H69L70 188L68 189ZM90 186L91 187L93 186V188H91ZM74 187H76V188L74 189ZM72 188H73V191H72ZM41 189H43L44 191L46 190V192L41 191ZM80 189H82V190H80ZM55 193L58 194L57 196L59 198L56 196ZM81 194H82V196H81ZM63 198H65L64 201H63ZM80 198L78 199V201L80 200ZM69 200H72V201L70 202ZM74 201H76V202H74ZM259 202L258 201L253 202V200L251 202L252 203L251 206L253 207V209H250V210H251V216L254 215L253 216L254 220H252L253 222L252 221L250 222L251 224L249 225V229L251 228L250 226H252L253 230L250 231L247 228V231H246L247 234H245L246 233L245 232L243 235V236H247L246 240L248 239L250 243L247 242V244H244V243H241V241L236 242L234 240H233V242H229L227 240H224L222 237H219L217 239V241H218L217 243L220 244V246H222L223 248L229 249L230 252H232L233 250H236V252H235L236 254L249 256V259H252V261H255L256 264H263L262 262L264 261V241H262V240H264V224H262V223H264V213H263V209H262L263 206ZM257 203L259 206L258 205L256 206ZM213 204H216V205H213ZM80 205H82V204H80ZM231 205H232V207H231ZM210 206L214 207V208L212 209V208H210ZM112 207H116V205H112ZM112 207L109 206L107 209H111ZM227 207H228V209H227ZM259 207H260V209H259ZM249 208H251V207L249 206ZM254 208L259 209V211H256ZM209 209L212 210L213 212H209ZM101 211H104V210H101ZM101 211H95L94 214L96 215L97 213H100ZM218 212H219V214H218ZM71 213H73V211L67 212L68 216ZM260 213H261V215H260ZM161 215H162V213H161ZM256 215H258L259 217ZM183 217H184V221L182 219L183 223L184 222L188 223V220L189 219L191 220V217H186L185 214L182 215V218ZM203 217H205V218H203ZM151 218L153 221H154V219L156 222L158 221L156 218H154V215H152ZM192 219H195L194 216L192 217ZM221 219L223 221H221ZM190 220H189V222H190ZM209 220H210V224H209ZM217 220L219 221V223L216 222ZM236 220H238V221H236ZM156 222H155V224H156ZM204 222H206V223H204ZM152 224H154V223H152ZM184 225H185V223H184ZM256 225H258V227ZM215 226H216V228H215ZM151 227H153V226L151 225ZM157 227H155L154 230H152L153 234H152V231L147 230L148 233L146 232V234H148V239H149V237L151 238V235H149V234L153 235L151 238L152 240H157L158 238H161V235L155 234L157 232V230H161L160 227H159V229ZM258 228H260V229H258ZM262 228H263V230H262ZM136 229H137V227L136 228L133 227L132 231L133 230L135 231ZM255 229H256V231H255ZM118 233H116V234H118ZM125 233H126V235H125ZM249 235H252L251 239L249 238L250 237ZM154 236H155V238H154ZM259 240H260V242H259ZM256 241H258V242H256ZM113 244H115V243H113ZM130 244L133 246L132 243H130ZM110 245H112L111 248H110ZM113 246H114V248H113ZM117 249H118V252H117ZM108 251H111V253H107ZM109 255H111V256L109 257ZM231 255H235V254L233 253ZM92 264H94V262H92Z\"/></svg>",
    "mask_w": 264,
    "mask_h": 264
}]
</instances>
